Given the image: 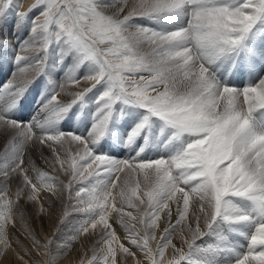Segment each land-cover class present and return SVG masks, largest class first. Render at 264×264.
<instances>
[{"label":"snow or ice","instance_id":"1","mask_svg":"<svg viewBox=\"0 0 264 264\" xmlns=\"http://www.w3.org/2000/svg\"><path fill=\"white\" fill-rule=\"evenodd\" d=\"M22 7L0 0V26L27 29L15 42L0 37L15 66L0 84V253L31 205L57 215L51 235L31 234L46 264L76 242L79 264H264V0ZM41 78L37 112L17 118ZM86 109L83 131L62 129ZM126 116L131 127L119 130ZM109 140L130 154L103 152ZM70 218L77 223L62 235Z\"/></svg>","mask_w":264,"mask_h":264},{"label":"rangeland","instance_id":"2","mask_svg":"<svg viewBox=\"0 0 264 264\" xmlns=\"http://www.w3.org/2000/svg\"><path fill=\"white\" fill-rule=\"evenodd\" d=\"M34 0H22L23 7L20 9L21 11L27 10V7L33 3ZM106 2H110V0H106ZM27 36L26 28H17L16 25H10L7 28L0 26V37L5 40L15 42L18 39H23ZM13 59V49L8 48L7 50H0V84H3L5 81L9 79L14 71V64L12 63ZM64 74V70L60 69L55 71L53 78L59 80ZM250 78L248 76H244L242 79H237L235 83L238 86H242L244 82H248ZM70 90H76L72 85H69ZM46 90V81L41 78L37 81L36 84L29 90V93L25 97L22 102V106L15 113V116L22 120H30L33 115L37 112L39 107V102L42 100L41 93ZM91 95V94H90ZM62 98L65 100L70 99L68 96H63ZM89 107H92L90 104ZM89 113L88 110H85L84 115L79 117L72 116L71 119L65 120L61 125L64 131H73L75 129H80L83 131V126L81 121L86 120ZM129 117H125L123 120H119L117 122V128L119 130L130 129L131 125L127 123L129 121ZM90 122V121H89ZM123 134V131H122ZM158 145H153L152 148L148 151L149 156H154L157 154ZM102 151L108 153L117 158H126L130 153L129 149L124 147L121 143H117L113 140H109L107 143L103 145ZM162 152V149H161ZM45 155H49L47 149L44 150ZM32 159L34 162L41 167L45 171H49L51 175H55L51 169H49L45 163L39 151H34L31 153ZM60 179H65L63 175L60 176ZM118 191V189H117ZM24 203L23 201L21 202ZM57 209L60 208L59 202L56 205ZM173 207V215L175 216V205ZM26 214L31 218L27 221L21 220L19 213L16 214V226L13 228L11 225L9 226L7 239L11 243V247L7 249V251L0 253V264L5 258L12 257V261L14 264H46L48 260V255L46 254L45 249L36 250L35 246L32 243L31 234L34 232L35 236L41 240H44L46 236L51 235L54 231L53 225L57 221V215L53 214L51 216H38L34 213L32 206H26ZM78 218H70L67 228L65 229L64 234H70L72 228L77 223ZM113 223V227L116 229L117 235L120 236L121 242H124L127 245V241L124 240V232L122 228L115 223V221H111ZM30 229V230H29ZM99 238V234L93 237L92 240L88 242V248H91L92 242L95 239ZM199 243V241H198ZM22 247L23 250L18 252V247ZM4 245L0 244V249H3ZM80 248L79 242H76L72 250L68 254H61L56 261V264H64L66 261L70 264H79L80 257L77 255L76 249ZM24 251V252H23ZM55 251V249H54ZM81 252L84 249H80ZM31 252V255L28 253ZM23 253V254H22ZM73 254V255H72ZM90 255V253H89ZM138 255H140L138 253ZM23 256L24 259L21 260L19 257ZM26 256V257H25ZM10 257V258H11ZM18 257V258H17ZM28 260H27V259ZM87 259V257H85ZM17 260V262H16ZM123 258L121 257V261ZM20 262V263H19ZM128 264H133L131 258H129Z\"/></svg>","mask_w":264,"mask_h":264},{"label":"bare ground","instance_id":"3","mask_svg":"<svg viewBox=\"0 0 264 264\" xmlns=\"http://www.w3.org/2000/svg\"><path fill=\"white\" fill-rule=\"evenodd\" d=\"M110 2H111V0H110ZM18 247V252H21V250H23L22 249V247H21V245L19 246H17ZM24 252V251H23ZM23 254V253H22ZM73 255V254H72ZM11 256H9V258H5L3 261H1V264H14L13 263V261H12V257L10 258ZM26 257V256H25ZM18 258V257H17ZM27 259V258H26ZM28 260V259H27ZM16 262H17V260H16ZM20 263V262H19ZM34 264V263H33ZM64 264H70V263H68V261H66Z\"/></svg>","mask_w":264,"mask_h":264}]
</instances>
